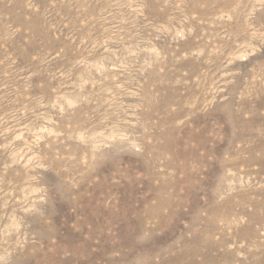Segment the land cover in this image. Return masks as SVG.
<instances>
[{"label": "rangeland", "instance_id": "rangeland-1", "mask_svg": "<svg viewBox=\"0 0 264 264\" xmlns=\"http://www.w3.org/2000/svg\"><path fill=\"white\" fill-rule=\"evenodd\" d=\"M0 264H264V0H0Z\"/></svg>", "mask_w": 264, "mask_h": 264}]
</instances>
